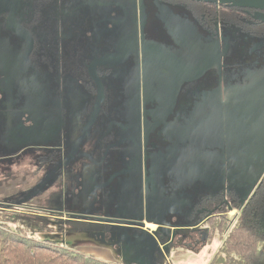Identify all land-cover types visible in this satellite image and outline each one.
<instances>
[{
  "label": "flooded vegetation",
  "instance_id": "flooded-vegetation-1",
  "mask_svg": "<svg viewBox=\"0 0 264 264\" xmlns=\"http://www.w3.org/2000/svg\"><path fill=\"white\" fill-rule=\"evenodd\" d=\"M2 12L0 184L26 188L0 205L82 221L120 253L122 228H155L128 221L146 210L197 248L217 212L264 201V0H0Z\"/></svg>",
  "mask_w": 264,
  "mask_h": 264
},
{
  "label": "trees",
  "instance_id": "trees-1",
  "mask_svg": "<svg viewBox=\"0 0 264 264\" xmlns=\"http://www.w3.org/2000/svg\"><path fill=\"white\" fill-rule=\"evenodd\" d=\"M0 264H115L96 260L81 252L41 242L27 234L33 223L45 218L8 210L0 205ZM264 201L261 194L241 210L234 220L228 211L209 223V241L219 234L222 246L211 264H261L264 257L259 248L264 245V229L260 227ZM162 264H167L163 262Z\"/></svg>",
  "mask_w": 264,
  "mask_h": 264
},
{
  "label": "rangeland",
  "instance_id": "rangeland-1",
  "mask_svg": "<svg viewBox=\"0 0 264 264\" xmlns=\"http://www.w3.org/2000/svg\"><path fill=\"white\" fill-rule=\"evenodd\" d=\"M4 178L5 173L2 170V172L0 171V180ZM25 188L22 182L16 179L2 183V185L0 184V202L11 197H17L18 191L21 192ZM50 204L53 205L52 203ZM58 206L63 209L67 206L66 212H69V205L61 202L56 204V207ZM235 213V210L229 213L228 219L230 221L235 219ZM262 213L260 227L264 229V209ZM154 227L156 228V226ZM94 233V230H88L86 226L84 227L82 221H77L64 215L60 218L46 217L40 223H33L27 232L28 235L33 236L38 241H50L54 245L81 252L89 257L93 256L101 262L127 264L126 260L113 246L96 241ZM183 242L175 237L167 249L163 261H166L167 264H211L215 254L218 253L219 248L223 244L219 234L197 248L187 247ZM259 250L264 257V245H261ZM261 264H264V259Z\"/></svg>",
  "mask_w": 264,
  "mask_h": 264
},
{
  "label": "water",
  "instance_id": "water-1",
  "mask_svg": "<svg viewBox=\"0 0 264 264\" xmlns=\"http://www.w3.org/2000/svg\"><path fill=\"white\" fill-rule=\"evenodd\" d=\"M255 7L258 8V6ZM6 14L7 12L0 13L1 16ZM141 214L142 216L129 218L128 221L133 220L139 222L140 226H145V223L147 222L149 224L158 226L159 228L155 230L147 229L146 231H141L140 229L122 228L124 231H126L125 235L128 242L125 245L126 247H123V250L121 249L120 253L123 259L126 260L127 264H161L166 256L167 249L171 245V242L175 239L176 232H186L188 230L180 225L170 226L166 225L162 221L154 222L149 218V213L147 210ZM130 231H135V234L130 236L128 233ZM138 234H142V236L139 237ZM146 234L154 240L155 246L153 248L146 244L145 240L142 238ZM164 240H168V242L165 243ZM207 240H209V235H206L203 243L207 242ZM131 241L133 244L129 246L128 243Z\"/></svg>",
  "mask_w": 264,
  "mask_h": 264
},
{
  "label": "crops",
  "instance_id": "crops-1",
  "mask_svg": "<svg viewBox=\"0 0 264 264\" xmlns=\"http://www.w3.org/2000/svg\"><path fill=\"white\" fill-rule=\"evenodd\" d=\"M5 183H7V182H5ZM60 217H61V216H60ZM184 229H185V228H184ZM150 230H152V229H150ZM163 262H166V261H162V263H163ZM162 263H161V264H162Z\"/></svg>",
  "mask_w": 264,
  "mask_h": 264
},
{
  "label": "bare ground",
  "instance_id": "bare-ground-1",
  "mask_svg": "<svg viewBox=\"0 0 264 264\" xmlns=\"http://www.w3.org/2000/svg\"><path fill=\"white\" fill-rule=\"evenodd\" d=\"M152 225H153V224H152ZM154 226H155V225H154ZM154 229H156V228H154ZM154 229H153V230H154Z\"/></svg>",
  "mask_w": 264,
  "mask_h": 264
}]
</instances>
